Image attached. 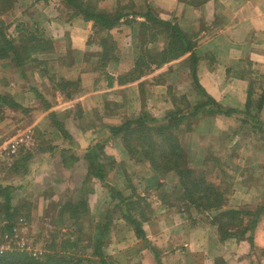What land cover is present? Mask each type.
Here are the masks:
<instances>
[{
    "label": "crops",
    "instance_id": "crops-1",
    "mask_svg": "<svg viewBox=\"0 0 264 264\" xmlns=\"http://www.w3.org/2000/svg\"><path fill=\"white\" fill-rule=\"evenodd\" d=\"M21 1L20 6L26 7V2ZM93 1L84 0V7L97 5ZM99 1L98 7L108 6L107 13L116 11L120 16L118 24L109 29L101 28L94 19L76 15L64 0L31 1L39 22L50 16L51 22L61 21L67 25L72 40L71 53L76 59L71 67L80 66L77 76L81 87L77 91H72L73 87L61 90L58 83L43 77L41 68L39 73L34 69V78L40 76L41 80L36 79L50 91L42 95L43 102L41 91L34 86L28 88L34 91L28 92L31 95L22 92L29 82L23 77L16 83L4 80L3 85L18 86L14 91L0 86V96L9 98L16 107L28 106V96H34V100L38 96L41 101L29 112L28 109L19 110L22 112L18 113L19 118L27 124L23 129L18 128L10 142L0 138V158L10 161L21 158L23 164L29 166L28 171L24 168V173L14 175L20 184L25 183L21 187L23 192H28L27 183L34 180V174L35 179L40 180L39 177L47 176L48 168L57 166L60 172L55 170L53 175L51 170V179L59 182L64 179L59 177L61 174L65 176V183L70 184L68 187L78 186L76 195L75 192L72 194L75 203L85 199L89 212L102 214L96 218L98 225L104 224L107 214L111 215L108 200L113 201L115 192L129 199L128 214L136 216L137 205L131 208L135 199H145L154 193V198L157 194L159 198L165 182L176 185L179 178L172 171L165 174L157 171L148 159L143 162L142 157L131 156L120 136L112 134L110 128L138 116L152 119L153 122L148 124H166L172 114L187 111V117L171 127L186 164L195 174L199 172L198 168L204 167L216 174L218 167H222L227 176L224 181L229 182L226 197L232 205L224 201L219 208H199L193 217L187 203L182 207H159L158 212L164 216L172 215L167 220L159 219L152 204L151 219L148 215L144 219L148 223L144 226L151 234L141 225L148 241L142 246L141 253L126 255V249L137 239L133 228L123 221L127 211L120 204L119 220L115 223V216L111 215L108 224L109 232L115 231L110 242L115 249L108 252L106 248V252L113 255L116 264H264V0ZM59 7L64 8L62 13H59ZM38 8L49 11V16ZM85 10L97 12V9ZM26 17L30 19L29 15ZM160 22L175 25L190 43V48L185 51L182 45L180 49L184 50L179 57L160 61L158 56L154 62L146 58L140 64L141 52L147 55L168 52L167 30ZM109 36L113 39L112 50L100 59L104 50L102 42ZM42 55H38V60ZM40 64L34 63V67ZM192 68L197 84L192 77ZM139 69L143 72L138 78L129 75ZM66 79L77 86L73 77ZM207 95L227 114L210 112L207 108L195 109ZM183 106L187 109H182ZM33 131L40 137L38 144H33ZM256 133L259 134L257 138ZM31 141L32 154L27 158ZM224 154L225 158H222ZM111 163L114 167L108 168L112 167ZM107 169L114 170L110 173ZM97 170L99 174L103 173V178L97 175ZM198 180L207 182L202 175ZM137 181L143 183L142 193L136 190ZM210 181L211 188L215 186L220 190L214 179ZM97 186L104 190L108 199H101V205L99 203L95 210L90 199L92 193L97 192ZM39 195L43 203L51 196L46 191ZM59 198L74 204L73 196ZM228 209H246L252 213L259 210L261 214L254 228L247 229L244 236L222 237L215 213ZM137 221L142 220L137 217ZM129 228L125 238H121L120 231Z\"/></svg>",
    "mask_w": 264,
    "mask_h": 264
},
{
    "label": "rangeland",
    "instance_id": "rangeland-1",
    "mask_svg": "<svg viewBox=\"0 0 264 264\" xmlns=\"http://www.w3.org/2000/svg\"><path fill=\"white\" fill-rule=\"evenodd\" d=\"M10 1H12L11 2L12 7L7 12H3V13L0 12V22H2V24L6 26L5 31H4L6 35L16 41L20 35V32L17 29L18 23L19 24L23 23V24L31 26L34 20H37L36 13L33 11V10H36V8H33V5L30 4L32 0H23L24 2H26V7L20 6V2H22L21 0H8V2ZM77 1H80L82 3V1L84 0H77ZM98 2L100 1L99 0L93 1V3L97 5H98ZM106 4L110 5L107 2ZM97 5H92L91 7H84V4H83L82 6L84 9H91L92 11L97 9V11L103 10L107 12L106 7L108 6L100 8V6L98 7ZM38 9L42 10V13L44 15L47 12H49V11L45 12L42 8H38ZM44 9H47V7H45ZM63 10L64 8L59 7V13H62ZM74 12L76 15H81L80 13L77 12V10L75 11V9H74ZM55 13H57V11ZM114 13H116V11ZM26 15L30 16L29 20H28V17H26ZM47 15L49 16L48 13ZM45 20H47V22ZM44 21L42 23L40 22L39 27L42 31L43 36L48 37L51 40L52 48L47 51L52 50L53 53H49V54L43 53V54H47L49 58L45 61H42L43 63L35 67H34V64L32 63L25 64L22 67L21 66L16 67V65L14 66V62L12 61L10 57L0 56V86H2L3 89L14 91L15 89L18 88V86L16 84L14 86L12 84L3 85L4 80L6 81L11 80L14 83H16V82H20L23 77V80L29 81L24 86V87H27V89L22 90L24 94L26 92H27L26 95H31L28 92L34 93V91L28 90L29 87L34 86L38 90L41 91L40 97H42V95L44 96L47 95V93H50V91L48 92V90L45 89V86L41 85L40 81L37 80V79H40V76L38 77V75L36 74L37 79L34 78L35 77V75L33 74L34 69L36 70L37 73H39L38 71L39 68L42 69L43 74H44L43 77L45 79L53 80L55 83H58V85L61 84V82H63L66 78L73 77L74 81L77 80L76 81L77 86L75 89H72V90L77 91L81 87V85L79 84L80 78L77 76L78 67L80 66H78L77 68L74 67L73 69L71 67L74 64V60L72 59L73 57L71 53L72 51L71 41L72 40H70L69 32L67 30V25H65L64 22H61V21L51 22L50 16H49V19H44ZM41 31H39V34H41L40 33ZM60 51H62V53ZM42 56H43L42 59L46 57V55H42ZM84 57L86 58V54L84 55ZM90 61H94V59H90ZM87 65L88 64H86L85 67ZM18 69H20L22 76H20L19 74L20 72ZM45 79H43L44 83H45ZM58 88L62 90L60 86H58ZM69 88L71 89L72 87L70 86L66 87V89H69ZM184 88L185 87H182L181 89H184ZM20 89H23V87L21 86ZM2 97H5L7 100H9V98H7L6 96H2ZM40 97L37 96V100L36 99L34 100V96H28L27 103H26L28 106L26 107L21 106V108H23L24 110L28 109V112H29L32 109V106H34L35 104L39 106L41 99L43 101L44 98L42 97L40 99ZM51 99L52 98H50V100ZM8 104L9 103H5L2 101V99H0V138L1 140L8 139V141L10 142V139L15 135V133H17L18 128L20 126H21V129L25 128L24 125L27 124V122L23 118H19L18 113H22V112H19V110H21L20 107H16V106L11 107V106H8ZM182 109H187V108L183 106ZM28 112H23V113L27 114ZM28 125H29V122H28ZM258 135L259 134L257 133L255 134L256 138ZM32 138H33V144L35 142H37L38 144L41 141L40 137L36 135L35 131H33ZM246 140L250 141L248 137H246ZM44 142H45V139L43 140L42 143ZM133 143H136V141H134ZM31 147H32V141L29 143V150L27 149V152L30 151L27 154V158L31 157V154H32V151H31L32 149H30ZM34 153L35 155L38 154L37 151H34ZM25 154L26 153L24 151V155ZM224 156L225 154L222 155V158H225ZM140 159H142L143 162L147 160L144 157ZM23 163L24 162H22L21 158H18V159L16 158L15 160H12V161L0 158V187L1 188L5 187L8 193L10 194L9 210H8L9 215L7 216L5 215V210H4L6 199L0 193V219H3V221H5V224L1 227L0 255L7 256L8 254H20L23 256L32 257L34 259H41L44 257L45 253H52V254H55L58 258L66 259V261H73V262L76 261L78 258L92 257L91 253L94 248L90 245V243L92 244L94 242V238L99 232V228L97 224V221L99 220L96 221V218L101 217L102 214H97L96 212L95 213L89 212L90 209L87 206H85L84 208L81 209V211L83 210L85 211V214H83L81 217L76 219V217L71 216L70 214H68V212L65 211L66 199L59 198V197L60 196H64V197L73 196V198L71 199L73 200V203L75 204L76 198H74V195L72 194H74L75 192V195H76L78 191V186L77 188L68 187L70 186V184L67 185V183H65V180H64L65 176L61 174L59 175V177H64V179H62L59 182L52 180L51 176H49L50 171L52 170L53 175L55 174V170L59 174L60 170L58 169L57 166L56 167L52 166V168H48L47 176L44 178L39 177L40 180H36L35 174H34V180L32 182L27 183L28 192H25V191L23 192L21 187L25 185V183L20 184L18 179L15 178L14 176L16 173L18 175V172L24 173V168L27 171L29 170V166ZM113 167L114 165L108 168H113ZM221 168L222 167H218V173L216 174H214V171H210L209 167L198 168L199 172L197 174H194L193 172L192 177L193 179L195 178L200 179V176L202 175L203 179L207 181L206 186L211 185L210 180L214 179V181L216 182V183L214 182L215 185L220 186L219 191L223 194L225 198V199L224 198L222 199V204L225 201V202H228V205H232L230 204V198L226 197V192H225L226 189L228 188L229 182L224 181V179L227 176L222 172L223 169ZM200 169H202V173L200 172ZM107 170H109L108 172L112 173L114 169H107ZM163 173L165 174V172ZM163 173H160V176H164ZM192 177L189 179L192 180ZM216 179H219V182ZM96 181H97L96 182V185H97L98 180ZM165 183L166 185H164V187L161 186L162 190L159 194L160 195L159 198H157L158 194L156 198H154L155 196V193H154L153 196L146 197L145 199L144 197L135 199L134 200L135 204L131 205V208H134V205H137L136 210H138V214L136 213V216L142 220L140 222L141 225L144 226L148 224L144 222V219L147 217V215L149 219H151L150 206L152 204L155 205L154 210L156 209V212H158L159 207H162V206L176 205L178 207H182V205H186L185 203L188 204V207H189L188 212H190L192 217H193V213L197 212L195 204L193 205L189 203L187 200H185V198H182L180 196V195H183L181 194V192H183V189L179 187L178 182L176 183V185L174 184V182H169V181ZM136 184L138 187L136 188V190L139 193H142L143 183L141 181H137ZM52 185L54 189L52 188ZM96 189H97V192H93L91 199H90V202H91L90 204L95 210H97L96 207L99 206V203H100L99 201L107 197L104 190L101 189L100 186H97ZM43 191L49 192L51 196L53 195L52 197L50 196V198H48V201L44 203H43L44 200L42 199V197L40 195L37 196ZM113 194H114L113 201L108 200V202L111 205L110 208H112L111 215L113 217L115 216L114 221L116 223L119 220V216L122 211V209H120V204L123 206V210H126L127 211L126 213H129L130 201L127 197H120V195L116 192ZM57 195L59 196L57 197ZM160 201L162 204H160ZM101 202H104V201H101ZM156 215L159 217V219L165 218L167 220H169V218L172 216L171 214H168V213L166 214V216H164L165 214H163L162 212H158ZM156 215H154L155 218H156ZM215 215H216L215 216L216 218L218 217L219 214L215 213ZM131 216L137 219L135 215L131 214ZM123 221L127 222V224H129L133 228V225L129 220L124 219ZM145 228L148 231V233L151 234V232L149 231V228H147V226ZM130 229L131 228H129V230L127 229V231L121 230L120 231L121 238L124 239L126 232L128 233ZM3 234H6L7 237L1 239ZM114 236H115V231L110 230L108 236L103 237V239L105 238L106 240V242L104 241L105 245L103 247L105 249L104 250L105 253H107L106 248L108 252L112 249H115L114 245L112 246V243L110 245V242L113 241ZM135 238L137 239V241L126 249L127 251V253L125 251L126 255L130 253H132L133 255H137L141 253L142 246L145 245V242H143L144 240H142V238L137 237L136 234H135ZM146 240L148 241L147 237H146ZM70 241L77 242L78 246L77 247L70 246L68 244ZM88 244L90 246L83 247V245H88ZM121 254L125 255L122 252ZM108 256H109V258L107 259L108 263L106 262V264H116L114 261L113 255L109 253ZM97 258L98 257L95 256L93 260H97ZM24 259L25 258L21 257L19 262L27 260V259L26 260ZM26 263L27 262H24L21 264H26Z\"/></svg>",
    "mask_w": 264,
    "mask_h": 264
},
{
    "label": "trees",
    "instance_id": "trees-1",
    "mask_svg": "<svg viewBox=\"0 0 264 264\" xmlns=\"http://www.w3.org/2000/svg\"><path fill=\"white\" fill-rule=\"evenodd\" d=\"M69 8L77 10L78 13L83 15L85 18L94 19L95 24L100 25L101 28L109 29L116 24H118L119 17L117 13H107L106 11H97V12H88L83 8L82 3L77 0H64ZM12 1L8 2V0H0V12H7L12 7ZM14 3V1H13ZM154 21L155 19L152 18ZM0 56H7L12 59L14 62V66H23L27 63H43L42 61L47 60L48 56L44 59L38 60V55L43 53H52L53 51H47L51 49V40L48 37L43 36L42 31L39 27L40 22L38 20H34L33 24L26 25L23 23H18L17 29L20 32L18 39L15 41L6 35L5 28L6 26L0 22ZM167 30L165 32V36L169 38L167 53L159 54H146L145 52H141L139 56V63L143 64L145 59L149 62L156 61V58L159 56V60L162 58L172 59L179 57L183 54V50L181 51L180 47L185 46V51L189 50L190 43L185 40L184 36L177 29L175 25H171L170 23H162ZM151 29H153L151 27ZM39 31H41L39 34ZM113 39L112 36L106 37L102 42L103 53L100 55V59L106 57V54L112 50ZM147 51V50H146ZM181 54V55H180ZM74 55H72L73 57ZM85 58V57H84ZM74 61L75 58H72ZM87 60V59H84ZM72 62V61H71ZM143 70L139 69L138 72L131 71L129 73L130 76H134V78H138L142 74ZM192 77L194 78L195 83L196 75L195 69L192 68ZM76 88L73 81L64 80L59 84L62 90L66 89V87L70 86ZM74 91V90H72ZM71 92H69L70 94ZM206 95V94H204ZM3 102L9 103L8 106L15 107L17 106L11 100H7L5 97L0 96ZM207 108L210 112L217 113H225L227 111L222 110L214 101H212L208 95L205 101H202L198 104L195 109ZM187 111L177 112L172 114L167 118L166 124H148V122H153L152 119L148 120L147 117L138 116L128 118L119 126H113L110 128V132L112 134H118L120 136L121 141L124 144L125 149L130 153L131 156L137 155L139 157H144L150 160L154 169L161 172L172 171L179 179L178 184L182 192V198H185L189 203L195 204L196 209L199 208H219L222 206L223 194L217 188H211L210 186H206L204 182L200 184L198 179H193V169L192 167L186 164L185 156L183 150L179 146L176 138L173 136L171 127L172 125L179 124L185 117V113ZM182 113V115H180ZM136 141V143H133ZM158 149V151H157ZM97 175L103 178V173H98ZM195 174V172H194ZM192 177V180L189 178ZM0 193L6 199L4 210L5 215L8 214L9 210V199L10 194L6 190V188L0 187ZM86 206L85 199L79 200L75 204H71L69 202L65 203V211L68 212L73 217L78 219L85 211H81L82 208ZM261 214L259 210L256 213H252L246 209H228L219 213L217 217V223L220 228V233L222 237L226 236H236L242 237L247 229H253L258 220V215ZM124 218L129 220L133 225V230L137 237L142 238L143 242H147L146 235L144 230L141 227L140 222L137 219L131 217L130 214L125 213ZM111 220V215L107 214L104 224L98 225L99 232L94 238V242L90 245L94 248L91 256L86 258H78L76 261H66V259L58 258L55 254L45 253L44 257L41 259H34L32 257L23 256L20 254H8L0 255V264H21L27 262L26 264H106L108 263L107 259L109 258L108 254L105 253V249L103 248L105 245L104 236H108L109 229L108 224ZM246 220V224L244 221ZM105 241V242H104ZM70 246L77 247L78 244L75 241H70L68 243ZM88 245H83V247H88ZM98 257L97 260H93V258ZM7 257V258H6ZM25 258L24 260L19 262L20 258ZM96 261V262H94ZM73 262V263H72Z\"/></svg>",
    "mask_w": 264,
    "mask_h": 264
},
{
    "label": "built area",
    "instance_id": "built-area-1",
    "mask_svg": "<svg viewBox=\"0 0 264 264\" xmlns=\"http://www.w3.org/2000/svg\"><path fill=\"white\" fill-rule=\"evenodd\" d=\"M5 224V221H3V219H0V234H1V227ZM7 235L3 234V236L1 237V239L6 238Z\"/></svg>",
    "mask_w": 264,
    "mask_h": 264
}]
</instances>
